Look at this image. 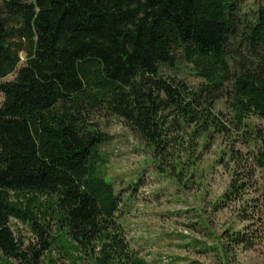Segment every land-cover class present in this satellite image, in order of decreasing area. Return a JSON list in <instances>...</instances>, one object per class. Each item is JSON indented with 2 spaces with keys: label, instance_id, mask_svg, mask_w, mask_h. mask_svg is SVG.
<instances>
[{
  "label": "trees",
  "instance_id": "obj_1",
  "mask_svg": "<svg viewBox=\"0 0 264 264\" xmlns=\"http://www.w3.org/2000/svg\"><path fill=\"white\" fill-rule=\"evenodd\" d=\"M178 52L197 83L173 74ZM12 72L0 81V264H40L49 248L71 264H152L126 237L90 109L117 115L161 162L203 134H235L229 160L248 168L222 198H240L256 172L264 197V3L0 0V78ZM255 231L224 236L250 248Z\"/></svg>",
  "mask_w": 264,
  "mask_h": 264
},
{
  "label": "rangeland",
  "instance_id": "obj_2",
  "mask_svg": "<svg viewBox=\"0 0 264 264\" xmlns=\"http://www.w3.org/2000/svg\"><path fill=\"white\" fill-rule=\"evenodd\" d=\"M257 1L264 3H248ZM20 54L18 67L25 52ZM172 72L189 84L201 79L181 52ZM14 76L15 72L9 73L0 81ZM2 98L0 92V101ZM82 117L106 136L100 143L104 158L100 169L120 194V219L130 245L140 256L152 264H215L223 258L231 264H264V197L259 172L240 198H222L233 170L246 173L248 168L229 160L228 146L235 134H203L190 154L178 151L161 162L117 115L99 108L83 112ZM235 147L243 152L247 148L240 142ZM256 206L261 211L253 212ZM245 211L253 212L254 217L242 219ZM10 223L24 244L35 240L26 224L15 218ZM244 228L256 230L254 245L230 246L225 230ZM40 264L71 263L57 249L49 248L43 251Z\"/></svg>",
  "mask_w": 264,
  "mask_h": 264
}]
</instances>
